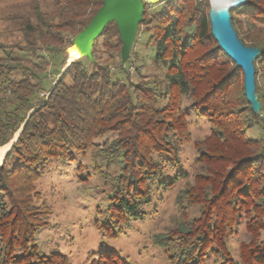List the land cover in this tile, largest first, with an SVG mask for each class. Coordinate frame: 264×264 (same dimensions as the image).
I'll return each mask as SVG.
<instances>
[{"label":"trees","instance_id":"obj_1","mask_svg":"<svg viewBox=\"0 0 264 264\" xmlns=\"http://www.w3.org/2000/svg\"><path fill=\"white\" fill-rule=\"evenodd\" d=\"M102 2L63 0L49 14L36 8V22L20 23L17 42L0 41V146L37 107L0 166L1 264H70L62 254H40L34 244L50 214L36 204V184L45 165L70 162L93 149L121 164L112 181L109 222L97 228L117 238L130 222L144 220L142 208L151 203L152 186L157 182L167 190L179 177L163 181L190 142L192 116L210 127L193 144L201 171L194 172L193 184L184 191L187 205L200 212L189 218L183 210L180 221L154 235L152 244L164 251L166 264H264V0H245L229 12L238 39L261 50L254 59L258 115L246 101L242 71L211 35L208 0L145 5L139 28L148 35L145 47L154 52L153 65L166 72L163 80L132 82L126 69L130 58L121 62L114 23L93 43L90 68L85 62L90 60L77 59L56 80L67 47ZM98 48L117 58V73L97 60ZM41 54L59 56V66L47 73ZM25 56L35 62L29 64ZM253 127L261 137H248ZM108 134L115 136L110 143H95ZM240 224L249 240L234 259L227 242ZM88 258L89 264H133L113 251Z\"/></svg>","mask_w":264,"mask_h":264},{"label":"rangeland","instance_id":"obj_2","mask_svg":"<svg viewBox=\"0 0 264 264\" xmlns=\"http://www.w3.org/2000/svg\"><path fill=\"white\" fill-rule=\"evenodd\" d=\"M62 1L0 0V41L17 42L20 38L18 33L20 23L36 22L34 17L36 8L42 13L49 14ZM157 8L154 7L150 11ZM143 31L144 28H138L128 57L130 60L126 64L133 83L150 78L163 80L166 73L153 65L154 52L152 48L146 49L148 35ZM191 32L192 30H189V33ZM71 45L66 49L65 64L56 80L63 73L67 50ZM41 55L44 57L47 73L59 66L61 61L59 56ZM96 57L100 63L106 64L115 73L118 72L116 57L110 59L104 49L100 48L97 49ZM23 59L29 64L35 62L29 56ZM85 62L87 68H90L95 60L93 58L90 63ZM49 80H51L49 77L43 80L44 87L47 88ZM184 103L187 101L183 100ZM190 121L191 138L179 151L180 163L177 168H167L163 177V181H171L178 175L175 184L170 189L163 190V186L156 182L152 186L151 203L142 208L146 218L130 222L117 238H107L105 232L98 229L96 224L109 222L112 181L120 174V160L108 158L107 153L93 149L76 156L73 161L45 165L43 174L36 184L40 195V200L36 204L44 205L50 211L46 224L36 231L34 237V244L40 254L48 256L51 253H59L66 256L70 264H89L90 254L97 256L101 252L113 251L133 264H166L164 251L152 244V237L180 221L183 210L189 218L197 217L200 212L198 206L187 205L184 191L188 185L193 184L194 172L201 171L195 162L197 154L193 144L208 135L210 127L206 121L195 116H192ZM247 135L249 138H259L261 131L253 127ZM114 137L108 134L95 143L102 146L105 142L110 143ZM234 230L235 233L228 239L227 245L234 259H237L240 244L247 242L249 236L244 224L234 227ZM2 258L0 245V264ZM207 264H212V261L211 263L208 261Z\"/></svg>","mask_w":264,"mask_h":264},{"label":"water","instance_id":"obj_3","mask_svg":"<svg viewBox=\"0 0 264 264\" xmlns=\"http://www.w3.org/2000/svg\"><path fill=\"white\" fill-rule=\"evenodd\" d=\"M160 0H103L101 8L91 18L88 25L79 32L67 50V60L64 72L75 60L87 58L92 60L93 43L100 37L104 29L110 23H114L121 42L120 59L127 61L131 47L135 40L139 25L144 21V8L146 4H154ZM202 1V0H198ZM245 3V0H208V19L210 32L217 43V47L240 69L243 74V90L246 101L254 115L260 113L261 104L257 98L255 85L254 59L261 50L256 47L245 46L237 37L230 19V11ZM37 108L33 109L29 116ZM24 123L13 135L11 140L4 144L8 150L0 160V166L4 163L12 145L17 141L22 132Z\"/></svg>","mask_w":264,"mask_h":264},{"label":"bare ground","instance_id":"obj_4","mask_svg":"<svg viewBox=\"0 0 264 264\" xmlns=\"http://www.w3.org/2000/svg\"><path fill=\"white\" fill-rule=\"evenodd\" d=\"M151 1H155V0H150ZM8 146L9 145H6L4 147H0V160L2 159V157L4 156L5 152L8 150Z\"/></svg>","mask_w":264,"mask_h":264}]
</instances>
